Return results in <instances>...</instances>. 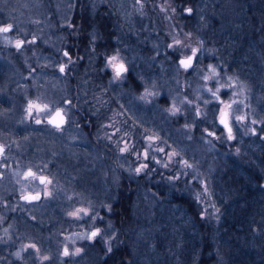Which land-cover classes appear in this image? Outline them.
<instances>
[{
  "label": "rangeland",
  "instance_id": "obj_1",
  "mask_svg": "<svg viewBox=\"0 0 264 264\" xmlns=\"http://www.w3.org/2000/svg\"><path fill=\"white\" fill-rule=\"evenodd\" d=\"M89 1L92 11L98 9L96 6L102 3L116 5L124 21L119 26L128 27L132 31L129 37L150 41L149 53L143 52L142 49L145 47L137 41L132 43L134 40L129 41L131 44L120 40L119 48L106 51V55L108 54L106 60L111 56H117V62H124L128 70L136 64L135 69L138 70L143 82L141 93L134 94L122 87L126 79L125 74H122L119 80L114 79L115 74L111 78V85L119 87L117 94L124 108L121 107L123 118L132 117L148 130V137H152V140H148V146L151 145L148 147L149 155L161 161L160 164L154 163L155 165L162 166L168 163L169 167L166 169L170 170V176L187 173L181 175V181L184 179L185 183L190 185L200 207L201 217L212 225L213 241L216 237L224 239L220 241L226 248L229 241L228 233L225 232V223L228 221L226 214H230L227 190L223 182L226 165L233 161L236 166L240 164L239 156L251 155L264 175V138H262L264 132L260 131L264 127V60L260 47L242 41L248 22L247 15L239 8L240 1L198 0L195 9L186 7L192 9L190 15L195 17L194 31L183 30L182 12L172 0ZM148 3L156 9L153 14H150L145 6ZM75 7L76 0H0V25H13V30L9 33H0V42L10 45L13 51L0 49V71L4 76L0 79V87L5 89L14 79L22 76L19 71L22 69L21 62L26 57L23 55V50L15 47L17 40H26V45L32 39H40L38 46L41 54L37 56V64L40 67L53 62L48 48L56 49V54L64 57L63 53L66 50L65 47L63 50L62 45L65 43L64 38ZM184 12L188 13L185 9ZM149 14L152 16V23ZM121 34L123 33L119 32V35ZM121 38L123 39V36ZM176 41H179V44ZM193 46L197 48L196 58L193 66L188 70H185L178 61H167L171 58L166 52L169 49L177 50L179 57H188L190 53L185 54V50H191ZM132 48L137 50V52L134 50L137 57L129 58ZM106 60L104 63L107 62ZM61 65L59 62L51 67L59 71ZM209 65L216 69V75L209 70ZM62 75L59 73L57 77H46L45 82L42 83L37 82L35 75H30L35 82L27 84V87L29 89L34 87L39 92L34 98L27 95V88L19 89L28 101V104L21 109L26 113L24 115L32 117L40 104H46L45 114L54 107V104L65 101L67 90L61 80ZM205 76H210L211 79L205 80ZM40 86L43 90H40ZM209 88L212 91L220 89L217 95L224 102L223 104H219L216 98L211 96ZM107 99L111 102L110 98ZM29 104L33 105L31 109ZM229 104L231 107L226 110L233 127L234 140H226L225 130L218 128L217 131L210 125L203 126V130L207 127L210 131L221 133V139L217 140L224 145L222 148L219 142H215L204 131L201 135L198 134L196 119H211L210 122L219 125V109ZM173 107L179 109L176 115L172 114ZM197 110L200 113L199 117ZM15 111L16 108L11 105L7 108V117L14 116ZM237 116H244L245 120L237 122L235 120ZM253 120L257 123L252 124ZM11 123L10 120V126ZM12 127L10 133L14 130ZM251 128H256V135L251 134ZM161 148L164 149L163 152L159 151ZM119 161L122 167L118 169L120 172L115 170L112 163L103 159L100 146V190H89V194L95 196L91 198L88 206L90 217L95 215L96 219L89 218V224L85 228H81L77 223L70 235L72 240L88 237L90 232L97 228L95 224L102 217L98 227L103 237L98 236L100 248L106 250L109 247L113 248L117 232L103 210H109L114 199L116 179L119 180L121 174L134 173L135 169L129 159L121 156ZM184 161L192 167L186 168ZM89 169L90 172L93 171L92 167ZM180 179L173 181L180 182ZM96 193L100 195V204L95 198L98 195ZM200 193L203 195L198 200L197 195ZM256 195L262 196L257 204L258 208L255 209L258 215L252 216V220L246 223L257 226L259 237L264 239V188L254 196ZM144 202L148 205V213L144 215L148 214L150 217L135 239L136 256L132 264H195L198 252L195 246L198 228L192 220L189 209L174 202L170 194H159L149 190ZM98 209L100 216L96 212ZM71 247L74 259L72 264H81L75 260L76 245L73 244ZM101 251L102 249L100 255Z\"/></svg>",
  "mask_w": 264,
  "mask_h": 264
},
{
  "label": "flooded vegetation",
  "instance_id": "obj_2",
  "mask_svg": "<svg viewBox=\"0 0 264 264\" xmlns=\"http://www.w3.org/2000/svg\"><path fill=\"white\" fill-rule=\"evenodd\" d=\"M77 28L71 18L62 45L63 50L65 47L69 52L71 63H68L67 57L57 55L56 49L48 48L53 62L40 67L37 64V56L41 54L38 46L40 39H37L35 43H27L21 48L26 57L19 71L22 79H14L5 89L0 87V148L3 149L0 151V264H72L73 244L76 245V261L81 264H100V238L90 241L87 237H81L74 241L70 236L77 223L81 228L88 226L89 201L95 196L90 195L89 190H100V140L116 143L112 150L101 144L102 157L106 161L108 155L115 156L119 169H122L119 161L121 156L129 159L134 168L145 162L142 156L138 160L135 153L148 149V130L132 117L124 119L121 116L123 106L117 94L119 87L111 85L114 72L104 61L108 55L106 51L119 48L120 40L130 44L131 40H134L132 43L137 41L145 47L142 49L145 53L150 51V41L117 37L111 45H104L100 53V33L91 27L88 32L90 41L84 44L78 37ZM0 49L12 51L10 45L1 42ZM134 50L129 53V58L137 57V50ZM59 62L65 65L64 73L51 67ZM135 68L136 64L123 73L126 79L122 87L140 94L143 82ZM2 73L0 71V79L4 77ZM59 73L63 74L61 80L66 85L65 101L54 104L45 114L46 104H40L32 117L24 115L26 113L21 109L28 101L19 89L27 88V95L34 98L39 92L34 87H27V84L35 82L30 75H35L37 82L42 83L46 77H57ZM102 74L107 77L104 78ZM105 96L111 98L113 105L106 113L107 118L100 121V99ZM11 105L16 111L14 116L7 117V108ZM56 111H62L64 116L60 128L48 123L55 117ZM37 119L41 121L40 124L35 122ZM56 120L58 122L59 118ZM196 121L198 134L201 135L203 126L199 118ZM205 124L211 126L210 122ZM10 127L14 129L11 133ZM212 129H216V126ZM219 129L224 130L220 124ZM217 131L216 135L220 136L221 133ZM211 138L215 142L219 141ZM125 147L129 151L122 153L120 150ZM90 167L93 168L92 172ZM128 173L133 180L139 176L135 172ZM41 178H44L43 183ZM148 190L151 192V187H146L140 193L144 200ZM37 195L38 199H32ZM95 198L100 204V195ZM77 209L87 210L89 216L81 213L82 219H77L69 215ZM96 212L100 216V209ZM95 225L99 227L100 218ZM77 231L80 232L79 229ZM66 247L70 253L68 256L64 255ZM77 249L80 251L77 252ZM17 252L20 253L19 257L16 256Z\"/></svg>",
  "mask_w": 264,
  "mask_h": 264
},
{
  "label": "trees",
  "instance_id": "obj_3",
  "mask_svg": "<svg viewBox=\"0 0 264 264\" xmlns=\"http://www.w3.org/2000/svg\"><path fill=\"white\" fill-rule=\"evenodd\" d=\"M172 1L178 10L182 12L183 23L181 25L183 30L194 31L196 28L195 17L185 13L184 9L186 10L188 6L195 9L198 0ZM238 1L241 3L239 8L247 15L248 22L247 27H245L246 34L243 36L242 41L260 47L264 60V0ZM145 6L149 9L150 14H153L156 10L149 3ZM96 7L98 9L92 11L89 0H76L72 22L78 27V37L84 44H88L90 41L88 32L91 27L96 29L98 34L100 33V53H102L101 48L104 45H111L117 37L121 38L123 36V39L126 40L137 38L129 37L132 31L128 27L119 26L123 20L121 11L116 5L102 3ZM150 19L152 23L151 15ZM119 32L123 34L119 35ZM193 49L197 48L193 46L191 50H185V54L190 53L189 55H191ZM166 52L171 57L170 60H167L168 62H179L181 57H179L177 50L169 49ZM163 55L164 53L161 55L162 58ZM102 76L107 77L106 74H102ZM106 97L100 99V121L107 118L106 113L113 105V101L109 102ZM121 116L123 117V114ZM199 119L201 126H206V120L207 122L211 121V119ZM210 124L212 127L216 126V129L219 128V125L214 122H210ZM101 144L109 146L112 150L113 145L116 143L100 140V146ZM117 144L123 146L122 143ZM219 144L222 143L219 142ZM222 146L224 145L222 144ZM131 158L134 160L132 156ZM238 158L240 164L235 166L234 162L230 161L229 165H226L227 170L223 180L227 190L228 211L230 212V214H226L228 221L225 223V232L228 233L229 239L226 245V248H229L228 251L224 247L225 245L221 243L224 239L216 237L213 241V238H211L212 225L201 217L200 207L193 196L190 185L185 183L184 179L183 181L180 179V182L170 181L168 179L170 177L169 169L155 165L154 162H149V167L155 169L150 174L141 173L135 180L127 174H121L119 180L116 179L117 188L114 192V199L111 201L109 210H103V212L106 218L112 222L117 234L110 252L106 248H100L102 249L100 264L133 263L136 256L134 250L136 247L134 244L135 239L141 227L144 226V223L146 224V220L150 217L148 214L144 215V213H148V205L145 204L143 197H140V193H143L146 187H151L152 192L170 194L174 202L185 205L189 209L192 220L198 228V238H196L195 244L198 252L195 264H264V239L259 237L257 226H250L246 223L252 220V216L258 215L255 209L258 208L257 204L262 196L257 197V195H254L264 188V175L251 155L242 154ZM116 159L115 156L110 157L108 155L106 162L112 163L116 168L115 170L119 171ZM239 172L241 173L239 174ZM240 204L242 207H240Z\"/></svg>",
  "mask_w": 264,
  "mask_h": 264
},
{
  "label": "snow or ice",
  "instance_id": "obj_4",
  "mask_svg": "<svg viewBox=\"0 0 264 264\" xmlns=\"http://www.w3.org/2000/svg\"><path fill=\"white\" fill-rule=\"evenodd\" d=\"M186 11L190 14L192 12V9L191 8H187ZM12 30H13V25L12 24L0 25V33H9ZM5 39H7V37H5ZM25 43H26V41L23 40V39L17 40L15 42V47L19 50V49H21L25 45ZM27 43H35V39H33L32 41H28ZM176 43L179 44V41H176ZM169 47H171V45H169ZM196 52H197V50L196 49H193L192 55L186 57L185 59H181L179 61L180 65L183 66V68L185 70H188L189 68H191L193 66V59L196 58ZM63 55H64V57H67L68 58V63H71L72 62L71 61V57H70L68 51H65L63 53ZM106 66L107 67H110L112 69V71L114 72V74H115L114 75V79L115 80L121 79L122 74L128 71V69L125 67V65L122 62H117V56H111L107 60ZM34 70L35 69H33V71ZM65 70H66L65 69V65H61L59 67V72L60 73H64ZM209 70L213 73V75H216L217 74L216 73V69L212 65H209ZM204 79L205 80H209V79H211V77L210 76H205ZM208 91L211 93V96L212 97L216 98V101L219 104H223L224 103L223 101H221L219 99V96L217 95L218 92L220 91L219 88H217L216 91H212V89L209 88ZM149 95H150V93H149ZM141 99H144V97H141ZM69 103H71V102L69 101ZM189 103H191V102L189 101ZM205 103L207 104L208 101L206 100ZM32 107H33V105L32 104H29V109H31ZM230 107H231V105L229 104V105H225L224 108L219 109V124L220 125H223V128L226 131V140L227 141H232V140L235 139V137L233 135V127L231 126L230 120H229V113L226 111V109L227 108H230ZM45 108H47V106H45ZM171 111H172V114L173 115H176L179 112V109L173 107V109ZM29 115H31V111H29ZM197 115L198 116L200 115L199 110H197ZM57 117L59 118V123L56 120ZM235 120L237 122H243L245 120V117L244 116H237V117H235ZM35 122L37 124H40L41 123V121L39 119H37ZM63 122H64V117L62 115V111H56L55 117H53V119H51V120L48 121V123L54 124L57 128H60V126H61V124ZM251 123L252 124H256L257 121L253 120V121H251ZM260 131L261 132H264V127H262L260 129ZM204 132L209 137H213L215 139H221V137L220 136H217L214 131H208L207 128L204 129ZM250 132L253 135H256L257 134L256 128H251L250 129ZM125 135H127V133ZM110 138L111 137H109V139ZM262 138H264V137H262ZM147 139L148 140H152V137H147ZM209 143H211V141H209ZM149 147H151V145H149ZM0 151H3V149L0 148ZM120 151L123 153L125 151H129V149L127 147H125V148H122ZM159 151L160 152H163L164 149L161 148V149H159ZM135 155L137 156V159H139L142 156L143 159H144V161H145L144 163H141L138 167H136L134 169V172L137 175H140L141 173L150 174L152 171H155L154 168H150L149 167V162H154L155 164H160L161 163V161L160 160H157L155 158V156H151L150 157L148 149H145L143 152H136ZM172 155H176V153H172ZM183 164H184V166L186 168H191L192 167V165L188 164L187 161H184ZM162 166L164 168H168L169 167V164L168 163H164ZM29 174L32 175V173H29ZM181 175H187V173H180V174L175 175V176H170V177H168V179L170 181H172V180H179L180 177H181ZM41 182L42 183L44 182V178H41ZM204 192L205 193L207 192V187L206 186H205ZM202 195H203V193L198 194L197 195V199L199 200ZM38 198H39L38 195L35 196V197H32V199H38ZM24 199L27 200L29 198L28 197H24ZM81 213H83L84 216H89L88 211L85 210V209H77L75 212L69 213V215L72 216V217H75L77 219H82V217L80 215ZM90 218L96 219V216L93 215ZM100 219H102V217ZM98 236H101V238H103L102 235H101V229L97 227L95 230H93V231L90 232V234L88 235L87 238L89 240H93L94 238H96ZM79 251L80 250L77 249V252H79ZM108 251L109 252L111 251V247L108 248ZM64 255L65 256L70 255L67 247L64 249ZM16 256L19 257L20 256V253L17 252L16 253ZM45 259H47V258H45Z\"/></svg>",
  "mask_w": 264,
  "mask_h": 264
},
{
  "label": "water",
  "instance_id": "obj_5",
  "mask_svg": "<svg viewBox=\"0 0 264 264\" xmlns=\"http://www.w3.org/2000/svg\"><path fill=\"white\" fill-rule=\"evenodd\" d=\"M186 57H181L180 59H179V61L181 60V59H185ZM194 61H195V58L193 59V64H194ZM227 111V110H226ZM228 112V111H227ZM64 117V116H63ZM218 121H219V119H218ZM58 123H59V121H58ZM223 126V125H222Z\"/></svg>",
  "mask_w": 264,
  "mask_h": 264
}]
</instances>
